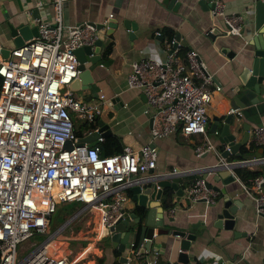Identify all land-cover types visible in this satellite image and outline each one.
Here are the masks:
<instances>
[{
	"label": "built area",
	"instance_id": "obj_1",
	"mask_svg": "<svg viewBox=\"0 0 264 264\" xmlns=\"http://www.w3.org/2000/svg\"><path fill=\"white\" fill-rule=\"evenodd\" d=\"M64 1L48 0L52 13L48 20H35L37 35L7 49L6 56L0 55V264H88L85 254L93 243L109 235L129 188L154 184L157 190L156 180L191 172L195 175L178 199L213 203L216 192L206 186L201 174L220 168L236 178L235 166L264 163V154L227 160L220 151L215 152V146L204 136L211 76L194 50H185L182 59L174 39L167 42L165 59L147 56L133 60L126 76V86L139 89L149 109V141L137 148L123 145L119 151L103 155L97 144L102 136L93 144L81 142L73 130L71 112L92 122L105 97L98 91L97 100L88 104L76 98L68 84L78 74L74 49L92 45L97 30L94 24L82 22L67 26L62 33ZM211 13L222 17L227 33L241 34L243 12L225 13L222 2L214 0ZM227 113L235 117L240 114L237 108ZM176 130L184 136L201 134L194 155L214 151V164L197 172L171 169L157 173L156 148L151 141ZM250 140L264 144V124L250 130ZM223 149L229 152L227 145ZM239 184L252 201L254 214L264 217V174H255ZM70 201L80 206L46 234L48 217L56 204ZM173 209L169 206L166 212L171 214ZM83 214L86 232L93 231L92 240L79 247V254L70 261L58 245L63 242L59 237ZM155 231L153 228L151 237L143 240L151 244ZM36 234L46 235L24 255L17 256L18 245ZM68 238L76 240L74 235ZM150 244L144 249L141 244L127 243L120 263L156 264L160 251ZM218 262L212 260V264Z\"/></svg>",
	"mask_w": 264,
	"mask_h": 264
},
{
	"label": "crops",
	"instance_id": "obj_2",
	"mask_svg": "<svg viewBox=\"0 0 264 264\" xmlns=\"http://www.w3.org/2000/svg\"><path fill=\"white\" fill-rule=\"evenodd\" d=\"M218 1L222 2L225 13L243 12L244 23L239 36L225 31L222 17L211 13L209 2L206 0L205 5L198 3L197 0H174L171 6L163 0H66L63 2L61 5L62 33L67 26L82 22L96 25L101 24L105 18H113L117 23V27L111 32L107 30L106 25L96 28L95 40L99 41L97 48L99 59L92 69L85 68L82 73L78 72L79 86L85 87L78 88L76 91L71 90L76 98L88 104L97 100L98 91L104 94L105 101L100 106L98 118L107 125L110 133L102 135V141L97 143L100 155L117 152L123 145L137 148L149 141V109L141 91L126 86V76L133 60L147 56L165 59L168 52L167 42L170 39L176 41V35L177 52L180 57L184 59L185 50H194L202 61L204 70L211 76L212 94L206 108L207 122L204 136L215 146L216 153L223 149L226 144L219 142L218 135L221 130V121L230 109L225 93L232 87L240 68L250 64L254 51L253 46L249 44L251 41L249 27L253 20L252 14L248 11L253 1ZM246 9H248L247 12H244ZM51 13L52 9L48 0H0V47L6 49L14 47L8 36L7 23L12 26L18 23L35 26V20H48ZM124 19L134 23L133 34L130 35L121 27V21ZM229 52L231 55H228ZM0 55L3 56L2 53ZM215 86L218 87L217 90ZM237 109L240 114L229 127L234 135V142L242 138L241 125L244 123L248 125L247 139L245 143L239 145L240 147L248 144L250 130L254 126L264 124V102L254 98L252 104ZM213 117L219 119L216 127L212 126ZM71 119L73 130L79 137L86 135L88 129L97 127L96 121L87 122L74 112H71ZM88 123H93V126L88 127ZM199 140H202L201 134L184 136L178 130L166 137L153 139L151 142L156 148L155 171L165 173L176 169L197 172L203 167L214 164L217 159L214 151L205 152L200 156L194 155L193 148ZM90 141V144H93L96 140ZM256 153L259 154L256 155ZM263 154L264 144H260L255 145L253 150L247 151L242 158L230 157L232 154L229 153L226 159H246ZM241 169L264 174V163L235 166L236 178L232 176L233 180L229 182H223L221 178L216 177L214 171L201 174L209 187L216 192L213 203H206L203 200L182 201L181 198L176 200L172 190L170 206H174V209L171 214H168L167 208L164 207L162 227L194 234V238L189 241L188 247L184 250L187 255V264H212L213 259L218 260V264H256L264 258V217L254 214L252 201L241 190L239 181L243 180L237 174V171ZM194 175L191 172L179 175L177 186L184 190L191 183ZM225 198L242 202L233 213L234 221L230 229L213 226V221L222 208ZM158 200L160 202V197ZM123 210L136 215L138 212L129 189ZM75 221L78 223L73 225ZM81 226L86 229L84 214L68 224L62 233L68 231L72 233L77 229L80 231ZM137 240V229H131L127 243L132 241L137 244ZM178 241V237L168 232L156 233L154 241L150 244L157 246L160 251L156 264H184L177 260L178 251H182L178 247ZM93 246L94 243L90 247ZM109 246L108 243V248L98 247L94 251L95 256L104 254ZM125 249L126 247L119 252V255H122ZM111 258L109 250L106 253V260L109 259L110 262ZM87 262L94 264V258Z\"/></svg>",
	"mask_w": 264,
	"mask_h": 264
},
{
	"label": "water",
	"instance_id": "obj_3",
	"mask_svg": "<svg viewBox=\"0 0 264 264\" xmlns=\"http://www.w3.org/2000/svg\"><path fill=\"white\" fill-rule=\"evenodd\" d=\"M206 1L209 2V7L212 8L214 0ZM252 1L253 5L249 9V13L252 14L253 20L251 26L249 27L251 31V41L249 44L253 46L254 51L250 64L247 66L244 65L240 68L236 78L234 79L232 87L225 93V96L228 98V105L230 108H242L248 104H252V100L254 98L264 102V0ZM163 2L171 6L174 3V0H163ZM197 2L205 5V0H197ZM106 25L107 30H110L109 32L117 27V23L113 18L108 19ZM94 26L96 28H100L101 24H96ZM121 27L127 30L130 35L133 34L132 31L135 30L134 23L127 19L121 21ZM7 29L8 36L11 38L14 46H19L24 41L37 35L36 26H29L27 23H18L13 26L7 23ZM175 39L177 41V35L175 36ZM98 46L99 41L95 40L93 47H91V45H82L74 49L78 72L80 71L82 73L85 68H93L94 63L99 59L97 54ZM0 53H2L3 56H6L7 49L1 48ZM229 54L231 55V52H229L228 55ZM79 73L77 74V77L73 78L68 84V88L72 91L85 87L83 85L79 86ZM87 86L88 85H86V87ZM236 119L237 118L231 113L226 112L221 121V130L218 135V140L221 143H225L229 148V152L222 149L219 152L221 156L225 157L229 153L238 155L237 149L239 145L245 143L247 139L248 125L244 123L241 125L243 129L242 138L240 141H233L234 135L230 132L229 127L236 121ZM94 121H96L97 127L95 129H88L89 133L79 138L81 142L95 140L98 136L108 135L110 133L107 125L103 123L100 118H98L97 114L94 115ZM212 121V126L216 127L219 119L218 117H213ZM90 143L91 141L88 144ZM65 144L68 145V142ZM259 150L261 151V149ZM258 154L259 153H256V155ZM214 172L215 176L221 178L223 182L233 180V177L225 169L218 168L214 170ZM177 181L178 176L165 177L163 179L156 180V184L160 187V189L157 190H155L154 184L146 185L142 189H139L137 186L129 188V191L131 192V199L135 201L138 207V212L136 215L134 213H128L123 209L121 210V215L109 228L110 233L107 237H105L110 246L117 247L118 251L121 252L124 247L127 246V239L130 234V230L137 229V244H141L142 248L146 249L150 244V241L143 240V238L149 239L153 228H156V233L168 232L179 238L178 247L179 249H182V251H178L177 260L181 263L187 264V255L184 250L188 247L189 241L194 238V234L182 230H169L163 228V216L165 215V211L158 200L163 187H170L174 191L175 199L177 200L183 192L182 188L177 186ZM205 184L209 187L207 182H205ZM241 204V201H232L229 198H225L222 203V208L213 221V226L223 229L232 228L234 221L233 213L238 206H241ZM118 261H124V257L119 255ZM256 264H264V258Z\"/></svg>",
	"mask_w": 264,
	"mask_h": 264
},
{
	"label": "rangeland",
	"instance_id": "obj_4",
	"mask_svg": "<svg viewBox=\"0 0 264 264\" xmlns=\"http://www.w3.org/2000/svg\"><path fill=\"white\" fill-rule=\"evenodd\" d=\"M79 206L80 203L77 201L61 202L56 204L55 210L48 217L46 234L51 233L54 229H56V227H58L66 219V217H68ZM82 226L80 227V231L79 229L73 231L72 233H69L70 231H68L67 233H62L59 237V239H63V242L58 245L62 246V251L66 253L68 259L70 260L74 259L77 253L79 254V247H85L92 240L93 231L86 234V229ZM73 233L75 234L74 236L76 237V240L68 238V236L73 235ZM46 234H36L21 242L17 247V256L24 255L32 249L34 245L43 240ZM108 243V240L105 238L96 241V243H94L95 247H90L88 252L85 254L86 258L93 259L95 256L94 251L101 246L108 247Z\"/></svg>",
	"mask_w": 264,
	"mask_h": 264
},
{
	"label": "trees",
	"instance_id": "obj_5",
	"mask_svg": "<svg viewBox=\"0 0 264 264\" xmlns=\"http://www.w3.org/2000/svg\"><path fill=\"white\" fill-rule=\"evenodd\" d=\"M107 49H108V46H107ZM93 123H88V127H92ZM75 132V131H74ZM201 140H199L198 142H200ZM255 145L253 143V141L249 140L248 144L245 146V145H241L239 148H238V155L234 156L233 154L230 155V157H236V158H242L246 153L247 151H251L255 148ZM258 171H249V170H238L237 171V174L238 176H240V178L244 181L247 177H251L255 174H257ZM171 192H172V189L170 187H163L162 190H161V195H160V203L161 205L163 206V208H167L169 207L172 203H171ZM106 239V238H105ZM108 248V247H107ZM105 249V253L101 256H95L94 257V264H121L119 261H118V256H119V251L115 248V247H110L109 246V249ZM110 250V253H111V256L112 258L110 259V262L108 261L109 259L106 260V253L107 251Z\"/></svg>",
	"mask_w": 264,
	"mask_h": 264
},
{
	"label": "bare ground",
	"instance_id": "obj_6",
	"mask_svg": "<svg viewBox=\"0 0 264 264\" xmlns=\"http://www.w3.org/2000/svg\"><path fill=\"white\" fill-rule=\"evenodd\" d=\"M78 223V221H75L74 223H73V225H76ZM86 234H88V232H86ZM100 234H102L101 232H100ZM73 235H75V234H73ZM95 247V246H94ZM77 256V255H76ZM75 256V257H76ZM70 260V259H69ZM73 260V259H72ZM72 260H70V261H72Z\"/></svg>",
	"mask_w": 264,
	"mask_h": 264
}]
</instances>
